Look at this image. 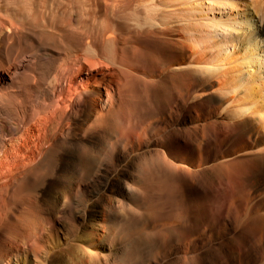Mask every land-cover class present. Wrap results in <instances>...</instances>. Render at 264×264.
I'll return each instance as SVG.
<instances>
[{"label":"bare ground","instance_id":"6f19581e","mask_svg":"<svg viewBox=\"0 0 264 264\" xmlns=\"http://www.w3.org/2000/svg\"><path fill=\"white\" fill-rule=\"evenodd\" d=\"M170 113L176 154L162 135ZM118 153L129 161L116 193L80 198L79 174ZM64 158L65 183L41 196L33 180ZM208 192H225L223 211L245 228L195 256L189 227L208 230ZM256 192L264 0H0V264H155L175 243L186 252L167 264H216L209 253L264 228V202L248 226V203L235 202Z\"/></svg>","mask_w":264,"mask_h":264},{"label":"rangeland","instance_id":"374dc122","mask_svg":"<svg viewBox=\"0 0 264 264\" xmlns=\"http://www.w3.org/2000/svg\"><path fill=\"white\" fill-rule=\"evenodd\" d=\"M109 1V0H107ZM173 113V112H172ZM167 114L164 119L161 120L162 125H166V122L168 124L166 125V131L163 133V136L171 135L173 136V140L171 142L166 141L168 149L170 151H173V154H176L178 152V149L175 145L174 141V132L173 128L175 127V123H177V119L175 118L174 114ZM192 114L189 115L186 111L183 113V118L187 120L188 122H192ZM182 137V136H181ZM186 138V136H185ZM216 139L210 141L211 143H214ZM79 141L83 144L92 147V148H99L100 145H102V141L99 138V135L92 132H82L79 137ZM183 142V141H181ZM128 159L127 153H118L115 158L109 159L104 162V166L100 167L99 164L95 166V169L93 171L89 172H82L79 174V179L81 183L77 184V191L80 198H88L92 194H97L100 190L103 189L104 186L107 185V189L105 190L106 194H115L120 184H118L119 181L122 180L123 174L121 172L122 168L125 167ZM68 159L64 158V160L60 163L59 167L55 170V172H52V169H47L43 174L39 175L33 180V184H35L36 188H38L41 196L46 197L49 196L50 193H54L55 190L60 188L61 183L64 182V177L67 175L68 167H69ZM117 172H120L117 174ZM212 185V184H211ZM216 185H219L220 189L222 188L220 183L216 182ZM198 188V185H196ZM115 189V190H114ZM257 191L261 189V187L255 188ZM209 193V206H208V220L210 221V225L208 226V230L201 231L203 227V221L197 218L194 220V223L191 224L189 229H194L193 232L199 230L196 236H192L189 241V244H192L191 248L189 249V252L195 253V256H200L207 252L210 249H215L218 245L227 243L232 238L239 236L241 232L244 230L245 227L238 226L236 224L234 215H227L226 212H224L223 203H225L226 195L225 192H220L219 194H213V192ZM196 195L203 196L200 193V189L197 190ZM184 200L179 201L177 203V208H182V204H184L185 199L187 196H183ZM222 197V198H220ZM189 198V195H188ZM190 200V199H189ZM220 201V202H216ZM175 202H177L175 200ZM187 202V201H186ZM185 202V203H186ZM235 202H247L249 206V213L243 215L242 219H244L248 224L251 222V220L256 217L258 214V205L261 202H264V196H261L259 193H253L250 198L247 199H239L237 198ZM174 204V202H172ZM173 204H165L158 206V210H171L173 209ZM72 207L68 205L66 209L63 211L70 212ZM66 223V221H63ZM248 228V227H247ZM246 228V229H247ZM261 228V227H260ZM201 231V232H200ZM261 231V232H260ZM259 232L253 233L250 229L245 232L244 240L242 239L239 243L234 242L231 244L228 248L223 249L222 252H213L209 253L211 254V258L216 259V264H261L262 260L259 259L258 252L256 250L257 244L259 243L260 247H264V228L260 229ZM255 237V238H254ZM186 236L182 237V241H186ZM63 240L64 235H63ZM66 241V240H65ZM81 245L86 246V240L80 241ZM177 245L174 246V249L171 254L165 258L160 259L155 264H167L170 261L173 260H180L182 256H184L186 252L187 245L184 244L183 246H180V243H175ZM242 244V245H239ZM244 244H247V246L244 248ZM234 247L233 251H230ZM239 247L244 248V250L241 252L243 253V257H240V252L235 253L233 256L229 258L227 261L226 258L219 261V259L223 258L226 255L234 253V251L238 250ZM146 260V258H143ZM211 262L206 264H211ZM154 264V263H153Z\"/></svg>","mask_w":264,"mask_h":264}]
</instances>
